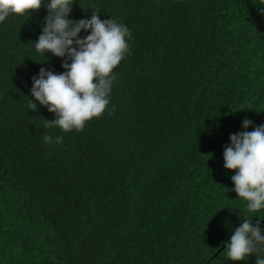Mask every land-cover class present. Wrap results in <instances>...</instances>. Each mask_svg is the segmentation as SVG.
I'll list each match as a JSON object with an SVG mask.
<instances>
[{
    "label": "trees",
    "instance_id": "obj_1",
    "mask_svg": "<svg viewBox=\"0 0 264 264\" xmlns=\"http://www.w3.org/2000/svg\"><path fill=\"white\" fill-rule=\"evenodd\" d=\"M94 10L133 39L108 108L79 132L28 109L32 77L66 71L34 50L46 7L0 24V264H256L223 254L244 218L264 229L224 150L245 118L264 124V2L75 0L69 18Z\"/></svg>",
    "mask_w": 264,
    "mask_h": 264
},
{
    "label": "clouds",
    "instance_id": "obj_2",
    "mask_svg": "<svg viewBox=\"0 0 264 264\" xmlns=\"http://www.w3.org/2000/svg\"><path fill=\"white\" fill-rule=\"evenodd\" d=\"M74 3L75 0H0V24L11 15L30 16L42 6L48 11L34 50L45 57L51 53L62 58L61 66L66 71L57 74L41 68L32 77L31 96L35 99H29L28 109L46 107L55 119L45 120L44 128L58 127L63 132L83 131L87 122L105 113L116 82L114 69L130 54L133 39L126 24L112 17L101 20L98 10L87 19H70ZM82 31L90 34L81 37ZM253 123L245 118V131L230 135L224 167L235 170L231 190L238 194L237 199L247 202L249 212L257 213L264 210V124L248 131ZM42 136L45 144L63 142L62 136L53 137L48 132ZM252 220L244 218L230 240L224 242L227 260L247 261L255 254L256 264H264V258L257 255L264 251V229L259 220L255 225Z\"/></svg>",
    "mask_w": 264,
    "mask_h": 264
}]
</instances>
